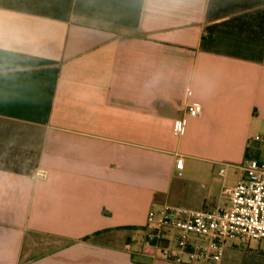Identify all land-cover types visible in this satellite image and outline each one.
Returning a JSON list of instances; mask_svg holds the SVG:
<instances>
[{
  "label": "crops",
  "instance_id": "1",
  "mask_svg": "<svg viewBox=\"0 0 264 264\" xmlns=\"http://www.w3.org/2000/svg\"><path fill=\"white\" fill-rule=\"evenodd\" d=\"M257 136L264 0H0V264H176L145 252L150 211L226 205Z\"/></svg>",
  "mask_w": 264,
  "mask_h": 264
},
{
  "label": "built area",
  "instance_id": "2",
  "mask_svg": "<svg viewBox=\"0 0 264 264\" xmlns=\"http://www.w3.org/2000/svg\"><path fill=\"white\" fill-rule=\"evenodd\" d=\"M202 113L199 104L187 108L190 118H200ZM183 132L184 122L179 121L174 134L181 137ZM254 140L264 150V136ZM183 167L180 158L177 168ZM232 168L239 171V178L234 187H223L226 205L212 211L171 205L150 211L143 243L150 258L176 264H222L229 245L248 247L258 243L264 252V163L225 166L220 176L225 179ZM37 177L45 178L46 173L38 172Z\"/></svg>",
  "mask_w": 264,
  "mask_h": 264
},
{
  "label": "rangeland",
  "instance_id": "3",
  "mask_svg": "<svg viewBox=\"0 0 264 264\" xmlns=\"http://www.w3.org/2000/svg\"><path fill=\"white\" fill-rule=\"evenodd\" d=\"M255 159H258V158H255ZM258 160H263V158H259ZM221 169H223V168H220L218 171L220 172ZM215 178L216 179H219V174L218 173H216ZM235 182H236V178L234 177V173H231V175L227 179V182L226 183H227L228 186H232V185L235 184ZM218 188L221 189L222 188V185L221 184H218ZM206 211H210V210H206ZM253 245H258V244L257 243H253Z\"/></svg>",
  "mask_w": 264,
  "mask_h": 264
}]
</instances>
